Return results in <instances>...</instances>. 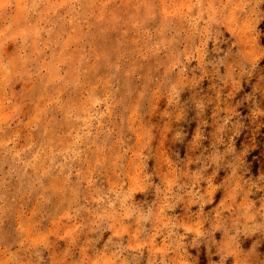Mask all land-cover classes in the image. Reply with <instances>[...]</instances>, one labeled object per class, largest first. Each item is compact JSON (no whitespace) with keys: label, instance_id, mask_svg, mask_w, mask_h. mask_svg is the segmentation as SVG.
<instances>
[{"label":"rangeland","instance_id":"374dc122","mask_svg":"<svg viewBox=\"0 0 264 264\" xmlns=\"http://www.w3.org/2000/svg\"><path fill=\"white\" fill-rule=\"evenodd\" d=\"M0 264H264V0H0Z\"/></svg>","mask_w":264,"mask_h":264}]
</instances>
